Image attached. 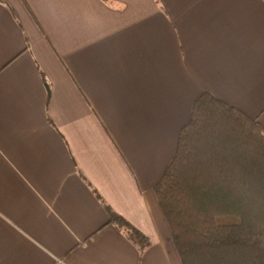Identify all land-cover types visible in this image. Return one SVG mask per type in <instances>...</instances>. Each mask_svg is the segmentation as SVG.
<instances>
[{"label": "crops", "instance_id": "1", "mask_svg": "<svg viewBox=\"0 0 264 264\" xmlns=\"http://www.w3.org/2000/svg\"><path fill=\"white\" fill-rule=\"evenodd\" d=\"M205 93L264 128V0L0 3V264H183L154 187Z\"/></svg>", "mask_w": 264, "mask_h": 264}, {"label": "trees", "instance_id": "2", "mask_svg": "<svg viewBox=\"0 0 264 264\" xmlns=\"http://www.w3.org/2000/svg\"><path fill=\"white\" fill-rule=\"evenodd\" d=\"M81 176L110 223L148 249L150 239ZM154 192L183 264H264V128L256 120L201 95Z\"/></svg>", "mask_w": 264, "mask_h": 264}]
</instances>
